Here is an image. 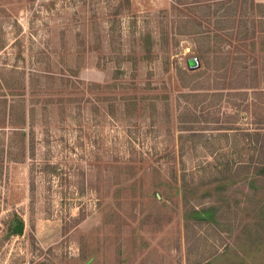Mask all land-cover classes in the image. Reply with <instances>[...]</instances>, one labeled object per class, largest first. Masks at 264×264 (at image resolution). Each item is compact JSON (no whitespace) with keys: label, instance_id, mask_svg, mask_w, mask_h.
<instances>
[{"label":"rangeland","instance_id":"obj_1","mask_svg":"<svg viewBox=\"0 0 264 264\" xmlns=\"http://www.w3.org/2000/svg\"><path fill=\"white\" fill-rule=\"evenodd\" d=\"M173 5L0 0V264H200L264 220V17L232 72Z\"/></svg>","mask_w":264,"mask_h":264},{"label":"trees","instance_id":"obj_2","mask_svg":"<svg viewBox=\"0 0 264 264\" xmlns=\"http://www.w3.org/2000/svg\"><path fill=\"white\" fill-rule=\"evenodd\" d=\"M174 4L173 7L178 10V16H177V22L179 25L183 26L182 24L188 25L192 24L195 28L191 31H183V33L189 34L193 36V40L198 41V39H212L215 38L216 42L214 52L216 54L215 58L218 60H221L222 66L217 67L218 70H221L222 68H230L231 71H240L244 68L241 67V64L245 62V59L247 58V55L238 56L234 55L233 57L230 56L229 53L224 52L221 49V43L226 42L222 34H220L219 31H224V35L227 38H233L235 37L236 40L241 39H249L250 44L253 48H255L257 41H256V35H257V28L255 25V16L257 13H261L264 17V2H257L256 0H207L206 4H196L201 3L199 0H173ZM177 5V6H176ZM184 5H195V7L189 8V10L192 9H199V8H207V12L205 13L207 17V21L210 20L211 14L220 13L221 18H216L215 23L218 25L216 28H205L199 18L194 15H191L187 12H184L179 8V6ZM197 5V6H196ZM199 5V6H198ZM212 8L215 9L214 12H212ZM188 9V8H187ZM240 10V16L239 20L236 23V19L230 16L232 13H235L237 10ZM196 11V10H195ZM196 13V12H195ZM264 19V18H263ZM224 22L226 23L225 27L220 26V23ZM236 23V25H235ZM182 33V32H181ZM264 38V34L261 35ZM260 36V37H261ZM218 40L220 42H218ZM196 50V49H195ZM198 51V50H197ZM199 58L206 57L204 52L198 51ZM244 59V62H241V60ZM12 95H19L23 96L24 93H12ZM17 99H20V97H17ZM18 100L13 99L12 107L10 110V120L12 124H19V123H25L27 118V110L24 107L22 109V116L20 119L15 118V108L18 106ZM264 167V166H263ZM264 169V168H263Z\"/></svg>","mask_w":264,"mask_h":264},{"label":"crops","instance_id":"obj_3","mask_svg":"<svg viewBox=\"0 0 264 264\" xmlns=\"http://www.w3.org/2000/svg\"><path fill=\"white\" fill-rule=\"evenodd\" d=\"M241 232V237L232 239L229 249L223 244L217 252H214V243L207 241H214V237L206 236V256L200 264H264V220L245 224ZM239 246L243 247L241 251L237 249Z\"/></svg>","mask_w":264,"mask_h":264},{"label":"water","instance_id":"obj_4","mask_svg":"<svg viewBox=\"0 0 264 264\" xmlns=\"http://www.w3.org/2000/svg\"><path fill=\"white\" fill-rule=\"evenodd\" d=\"M188 67L190 70H195L200 67L199 58L194 56L188 59ZM19 230H22V226L20 225Z\"/></svg>","mask_w":264,"mask_h":264}]
</instances>
